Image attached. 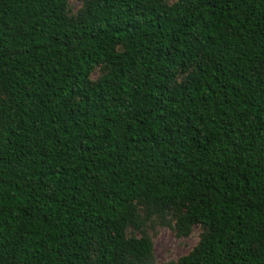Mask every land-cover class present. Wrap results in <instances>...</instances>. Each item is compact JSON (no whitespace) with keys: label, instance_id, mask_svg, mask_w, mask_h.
<instances>
[{"label":"trees","instance_id":"trees-1","mask_svg":"<svg viewBox=\"0 0 264 264\" xmlns=\"http://www.w3.org/2000/svg\"><path fill=\"white\" fill-rule=\"evenodd\" d=\"M164 1L0 0V264H142L138 201L264 264V0Z\"/></svg>","mask_w":264,"mask_h":264},{"label":"rangeland","instance_id":"rangeland-1","mask_svg":"<svg viewBox=\"0 0 264 264\" xmlns=\"http://www.w3.org/2000/svg\"><path fill=\"white\" fill-rule=\"evenodd\" d=\"M90 0H70L69 18L77 19ZM177 0H165L164 4L171 6ZM108 72L106 65L96 68L90 78V83L96 84ZM188 73H180L177 82L186 79ZM137 220L127 228V237L148 238L153 244L152 254L142 264H181V259L191 254L207 235L208 229L200 224L183 232L179 227V218L183 211L178 208L161 209L144 201L135 203Z\"/></svg>","mask_w":264,"mask_h":264}]
</instances>
